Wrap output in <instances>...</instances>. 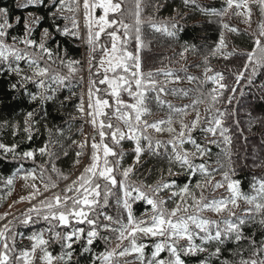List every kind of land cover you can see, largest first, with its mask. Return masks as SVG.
I'll use <instances>...</instances> for the list:
<instances>
[{
    "label": "trees",
    "instance_id": "1",
    "mask_svg": "<svg viewBox=\"0 0 264 264\" xmlns=\"http://www.w3.org/2000/svg\"><path fill=\"white\" fill-rule=\"evenodd\" d=\"M56 4H58V0H55V4L54 0H41L40 3L34 4H26L25 0H0V8L7 10L6 16L0 15V22L7 19L10 25L6 28V36L2 39L7 44H14L15 47L23 44L20 41L25 38V25L27 23L31 29L28 38L39 43L44 30L47 29L50 36L46 40V47L52 50L53 56L51 60L44 56L40 61L41 66L50 68L49 75L59 73L62 76H68V80L63 85L51 84L55 92L46 94L51 95L52 99L32 101L31 95L40 91L34 83L25 82L21 87L18 83L20 78L15 73L0 71V143L8 147H14V151L8 152L0 149V217L6 218L5 211L11 201L14 203L19 202L15 198L18 197L16 193L19 190L17 187L19 183H24L20 187L24 189L23 195L21 194L19 197L25 198V204L30 205L29 208L33 206L40 207L39 202L52 197L54 193L63 195L65 187L71 185L77 179L91 160L86 145L83 149V155L78 158L80 162L75 163L77 160L76 153L81 151L79 144L85 141L86 129L85 114L82 115L78 110L81 97H83L82 41L80 37L65 35L62 32L65 25L69 28L73 15L78 18L79 12L78 10L73 12L65 10L61 14L56 11ZM135 4L136 0H123V15L114 13L109 19H122L125 23L135 27ZM248 4L250 8L258 5L254 0H248ZM226 7V0H195V3H190L187 6L184 5L183 0H141V24L139 25L143 41L140 52L141 71L145 75L151 72L153 79L159 81L158 86L165 87L168 90L167 94H160V99L166 103L157 105L155 101H152L149 107L152 108L153 114L145 118L149 123L166 120L169 116L168 104L176 108H183L192 105L195 100L200 98V94L204 93L205 102L197 105L201 115V125L193 132V137L210 151L203 158H198V154L197 158H190L193 159L194 164L204 163L209 172L212 173V177L224 178V173H228L229 181L239 182L238 190L241 194L253 196L257 194L256 189L259 188L260 183L264 182V148L260 149L263 146L258 147L260 153L255 160L249 157L246 158L247 153L245 151L247 144H255L256 140L264 145V123H262L264 121V66L256 67L253 75L252 66L249 65L248 70L244 71V65L247 62V54L253 49L254 39L260 31L259 25L264 23V15L255 10L251 14L249 23L244 8L238 10L235 6L228 9L223 16L213 14L223 12ZM237 11L242 14L236 15ZM65 17L68 19H65ZM33 21L35 25L32 28L29 24ZM153 23L167 24L169 30L174 32L175 35L168 36L165 33L156 32L151 27ZM172 23L177 24L175 29L171 28ZM224 24L237 29V31H229L223 27ZM111 31H113V28H107L101 34L100 41L96 42L97 50L90 53L91 56L96 57L92 61L93 65H96L101 58L100 45L110 46V37L107 33ZM120 34L122 35V33ZM221 35H223L226 47H222L220 52L212 55V50L219 43ZM13 37L16 40H13ZM261 39L264 41V37ZM132 45H135L134 39L129 41L127 47H130L131 50L133 49ZM192 46H194V50H192ZM83 47L85 53L88 54L90 46L87 39L83 42ZM185 47H188L189 51L185 52ZM33 49L38 53L34 52ZM32 51L29 55H39L37 48L32 47ZM182 52L184 53L183 57L180 55ZM226 55L228 56L227 59L224 58ZM205 57H207L206 65ZM69 61H79L77 64H72V68L75 69L74 72L69 71ZM4 67L3 64H0V69ZM19 67L24 75L32 76L26 61H20ZM205 67L212 69L211 72L207 73V76L222 73L225 77L223 83L236 86V99L231 105L223 102L224 97L230 94L225 91L224 97H221L222 102L212 107L206 94L217 85L207 80ZM93 72H95V68H93ZM165 72H172L174 76L178 75L180 80L174 81L172 77H166ZM240 72L244 73V78L240 80L239 84H235L236 76ZM189 76L196 79L189 82L187 79ZM248 77L252 79L251 84L247 82ZM92 78L97 81L100 79L98 76ZM13 84H17L15 89L12 87ZM97 86L102 90L107 88L104 85L98 84ZM173 89L184 90L187 95H184L183 92L172 93L171 90ZM240 93H243V95H240ZM97 95L108 99L110 104L113 103V98L108 96L105 91H101ZM150 95L155 94L150 93ZM121 98L129 101L126 92H121ZM215 109L225 113L223 126L229 128L226 135L231 137L230 143H224L219 132L212 136L209 133L200 131V127L207 126L203 122L204 118L214 115ZM30 111H33L35 115L28 125L30 132H25V119ZM106 111L111 113L113 108L106 109ZM249 113H251V116H249ZM156 115L160 116V119ZM99 119L106 118L100 117ZM183 119L185 124L191 125V122L195 119V112L188 108V114ZM112 123L119 125L122 130L127 132L124 124L116 120L115 117H113ZM173 127H175L176 132L180 131L178 121L174 123ZM105 131L109 130L105 129ZM146 134L151 137L153 147H155V141L157 140L161 141L162 146L153 152L148 149L147 141L141 139V145L145 150L141 154L138 163L134 159L135 152L133 149L135 145L133 141L125 138L119 146L112 145L118 153L123 152L120 169L114 172L117 179L122 178L123 168L132 166L133 171L130 173L128 181L135 183L137 186L144 184L155 187L158 182H170L174 187L164 190L169 194L171 191H178L180 187L186 184L190 186L191 192H197L198 188H195L197 180L203 181L205 179L199 173L195 176H189L186 172L179 175L168 174L170 166L173 172L180 171L179 165H170L168 159L172 151V146L168 144V141L172 139L175 133L170 134L167 131L157 133L150 129ZM29 135L31 139L28 138ZM205 136H207V139H205ZM212 140L217 141V143H210ZM73 141L77 143H73ZM105 142L111 144L110 138H106ZM45 147H47V151L42 154L40 149ZM183 147L189 151L193 150L191 143H185ZM258 149L255 148L256 152ZM29 151L34 154L33 158L22 159L21 154ZM86 158H88L87 163ZM108 159L113 162L116 157H108ZM82 165L83 169L80 170ZM53 166L56 171H52ZM41 171L44 172L45 182H49L48 178L51 177L50 182L55 183L57 187L49 188L46 191L39 178L36 180L31 177L27 180L23 178L31 172L39 177ZM63 176H67L68 179H63ZM9 177L13 178L12 185H6V180ZM100 183L103 184L104 181L101 180ZM33 184L39 189V193L29 203L30 193L33 192ZM143 190L149 191L147 187ZM112 192L113 195L109 197L108 204L97 206L96 211L123 218L126 223L127 212L122 206L117 205V199H123V193L119 189V185L113 188ZM72 194L68 193L69 196ZM160 198L162 197H157V199ZM184 198L189 200L190 197ZM165 199L168 201L166 207H174L173 201L180 200V197L165 195ZM249 207L251 206L249 205ZM132 212L137 219H143L152 213L150 206L144 201L134 202ZM25 213H28V210L11 219H0V230H4L5 225H8L10 229L9 232H6L7 242L12 247L14 238L16 254H19L22 250L31 249L33 241L28 239L29 236L43 233L44 239L49 241L46 246L47 250L53 257H60L65 252L72 251L73 255L67 264H93V261H95V264H100L101 260L95 259V257L104 253L106 246L107 250H113L114 242L118 241L116 233L100 230L98 238L90 246V252L83 250L81 246L85 243L83 239L74 243L72 249H66L62 246V242L52 239L53 233L49 231L57 223L56 221H52L50 224L48 221L37 218L35 214H32L34 222L23 224L20 221L24 219L23 214ZM261 218H264V213L259 215L253 213L252 216L245 217L248 222L241 227L243 236L246 238L239 243L234 239L225 240L222 244L212 241L203 244L207 251L198 252L195 255H183V252H181V258L185 264H240L241 256L246 260L257 258L252 256L253 249L250 246V239L255 241V246L259 249L261 242L264 241V225L259 223ZM99 223L105 224L109 221L100 216ZM112 226L118 227L115 224ZM72 227H83L85 236L89 228L86 222L84 224L73 223ZM53 230L60 231L63 234L70 231L71 227L53 228ZM212 232L214 234L215 231ZM104 236H109L112 239L105 242L100 238ZM0 243H3V241H0ZM151 243V245L144 247V264L152 259L154 242ZM195 244L201 245L202 241L200 239L195 240ZM217 247L221 249L218 257L212 255ZM40 255L41 253L37 249L33 264H41ZM130 258L129 263L120 260L119 264H141L139 255L130 256L128 260ZM258 258H264V252H261ZM157 259L166 260V255L161 253ZM53 264H65V261L56 259Z\"/></svg>",
    "mask_w": 264,
    "mask_h": 264
},
{
    "label": "snow or ice",
    "instance_id": "2",
    "mask_svg": "<svg viewBox=\"0 0 264 264\" xmlns=\"http://www.w3.org/2000/svg\"><path fill=\"white\" fill-rule=\"evenodd\" d=\"M122 2L123 0H93L90 4L89 0H83V8L85 9L86 26L88 27V44L90 46V51L95 52L96 42L100 41L101 34L105 32L106 28H113V31L108 32L107 35L110 37V47L106 44H101V58L97 61L96 65H93L92 61L96 59L94 56H89V83L90 87L88 90V112L87 116L90 120L86 121L91 123L94 128V135L92 137V153H91V163L85 166L81 174L77 177L71 185H68L63 190V195L60 193H54L52 197L45 198L41 200L40 207L33 206L28 209V213L23 214L24 219L20 222L23 224H28L33 221V215L37 218H42L48 221L50 224L52 221L57 223L53 228H69L70 231L64 232L54 231L50 228L49 231L53 233L52 239L55 241L62 242V246L66 249H72L73 244L80 242L82 239L85 241L82 244V248L85 252H90V246L93 244L94 240L98 238L100 230L111 231L116 233V239L123 242V240H129L131 245L130 248H124L119 251L118 255L123 257L132 253H138L141 260V264H144L143 250L145 245L137 243L138 234L143 236H160L166 239L160 243H156L154 246V251L152 253V259L147 261V264H185L184 260L181 258V252L183 255H195L198 252L202 253L207 251L203 244H207L212 241L223 243L225 240H235L239 243L242 239L246 237L243 236L242 227L248 221L245 219L247 216H252L253 213L259 215L264 213V182H261L259 188L256 189V195L245 196L241 194L238 190V181H229L227 183V190L231 193V196L224 197L221 199H213L208 202H203L204 197L201 194L199 198L191 192L189 185H184L180 187L178 191H174L172 196L180 197L179 201H173L174 207H165L167 201L163 198L157 199L159 194L166 189H171L174 185L170 182L157 183L155 187L152 185L141 184L137 186L135 183L129 182L128 178L130 173L133 171V167L129 166L122 169V178L117 179L114 172L120 169V161L123 159V152H117L112 145L119 146L120 142L127 138L134 142V152H135V162H139L141 154L144 152V147L141 145V139L147 141V147L150 151H155L162 146L161 141H155V147H153V141L150 136L146 133L149 129L154 130L157 133H162L167 131L168 133L175 135L168 141L171 144L172 151L169 154V164H178L179 172H173L172 167L168 169L169 175H179L186 172L189 176H195L197 173L204 177L203 181L197 180L195 188H201L203 183H211L212 173L209 172L208 168L204 163L194 164L192 158H203L210 151L206 146L198 143L193 137V132L201 125V115L197 109V105L204 103L205 96L204 93L200 94V98L195 100L192 105L176 108L171 104H168L169 116L166 120H160L156 122L149 123L145 118L151 114L152 108L149 105L152 101H155L157 105H163L164 101L160 99V94H167L168 90L165 87H159V81L153 79V74L148 72L146 75L141 71V57L140 52L143 47V41L140 35L141 24V0H136V11H135V27L124 22L122 19H107L108 14L120 13L122 12ZM260 6L261 15H264V0H254ZM185 6L190 3H195V0H183ZM227 7L223 12L213 13L215 15L223 16L226 14L228 9L233 6L236 9L244 8L246 18L250 23L251 20V8L249 7L248 0H226ZM55 4V0H54ZM75 6V7H74ZM80 6V0H72V3H68L67 0H58L56 4V11L61 14L66 10L73 12L78 10ZM101 8L103 9L104 15L99 17L95 21L87 20L89 16L90 8ZM158 7V5H157ZM236 15H241L242 13L237 11ZM0 15L6 16L7 10L0 8ZM65 19H68L65 17ZM72 29H77V31H72L65 25L62 30L65 35H72L79 38V25L75 19L72 17ZM93 23L98 28L97 31H92ZM10 27L7 19L0 22V64L5 67L0 69V71H8L9 73H15L20 79L18 83L23 87L25 82H32L36 85L40 91L36 94L31 95L32 101H48L52 99L51 95L46 93L55 92V89L51 87V84L63 85L68 76H62L59 73H54L49 75L50 68L48 66H41L40 61L47 56L49 60L52 59V50L46 47V40L49 38L50 34L47 29L44 30L40 42L37 43L35 40L28 38L30 36L31 29L28 27L27 23L25 25V38L20 41L25 44L26 47H35L39 50V55H29L27 52H22L17 49L15 45L7 44L2 38L6 36V28ZM151 27L156 32H162L168 36H174L175 33L169 30V26L165 23L155 24L153 23ZM177 27L176 23L171 24V28L175 29ZM224 28H227L231 32H236L237 29L231 28L229 25L224 24ZM260 31L254 39V46L251 52L247 54V62L244 65V71H247L249 65L252 66V74H255L256 67L264 66V23L259 25ZM122 33V35L120 34ZM131 39L135 40L134 50H128V43ZM13 40H16L13 37ZM222 47H226L223 35H221L220 41L212 50V55L221 51ZM194 50V46H192ZM189 51L188 47H185V52ZM259 53V55H257ZM181 57L184 56L182 52ZM231 55V54H229ZM11 58V60H10ZM225 59L228 58L226 55ZM26 61L29 70L32 72V76L24 75L22 69L19 67L20 61ZM63 63V61H61ZM79 61H69L68 68L70 72H74L75 69L72 68V64H77ZM207 64V57H205V65ZM107 65V67H105ZM95 68V72H93ZM103 69L104 75L98 81L93 79V76H99L100 70ZM207 80L211 81L217 87H213L206 95L208 101L215 107L217 103L222 102L221 97H224V92L228 91L230 94L224 97V101L228 105H231L236 99L237 88L235 85L229 86L223 83L225 77L222 73H216L212 76H207L208 72H211L210 67H205L204 69ZM108 73L112 75L109 76ZM166 77H172L174 81H179L180 77L172 72H165ZM37 78V79H34ZM244 78V73L240 72L236 76L235 84H239L240 80ZM188 81L196 79L195 77H187ZM247 82L252 83L251 77H248ZM107 85L106 89H100L97 85ZM13 89L17 87V84L12 85ZM101 91H105L108 96L113 98V103L110 104L109 100L106 98H101L96 95ZM126 92L129 97V101H125L121 98V92ZM172 93L183 92L187 95L184 90H171ZM154 93L155 95H150ZM243 95V93H240ZM113 108L110 113L106 109ZM188 108H191L195 112V119L191 122V125L184 123V116L188 114ZM78 110L83 115L85 114V109L83 106V97H81V103L78 106ZM35 113L30 111L26 115L25 119V132H30L29 122L34 117ZM251 116V113H249ZM104 117L106 119H99ZM115 117L116 120L122 122L127 128V132L122 130L119 125H114L112 119ZM225 113L221 112L219 109H215L214 115H209L204 118V123L206 127H200V131L203 133H209L215 136L217 132L223 137L224 143H230L231 137L226 135L229 128L224 127ZM179 122L180 131L176 132L174 123ZM264 123V121H262ZM98 126V127H97ZM108 129L109 131H105ZM99 137V142H96V137ZM31 139V136L28 137ZM106 138H110L111 144L105 142ZM207 139V136H205ZM73 143H77L73 141ZM185 143H191L193 145V150L189 151L183 146ZM210 143H217V141L212 140ZM87 145V140L79 144L81 151L76 153L77 160L75 163H79V157L83 155V149ZM0 149H4L6 152L14 151V147H8L0 143ZM41 153H46L47 147L40 149ZM102 152V155H101ZM67 155V153H65ZM34 154L32 152H23L21 158H33ZM108 157H116V160L110 162ZM102 162V163H101ZM52 171H56L53 166ZM31 177L33 180L39 178L41 183L44 184L45 190L49 188H55L57 185L51 183V177L48 178L49 182H45L44 172L41 171L39 177L36 176L34 172L28 173L23 178L27 180ZM63 179H68L67 176H63ZM103 180L104 183L101 184L100 181ZM224 180L228 181V173H224ZM13 178L9 177L6 180V185H12ZM119 185V189L123 193V199H117V205L122 206V208L127 212L126 223L123 218L113 217L107 215L103 212H97V206H106L108 204L109 197L113 195L112 189ZM147 187L149 191H144L143 189ZM214 188L224 187V183L217 182ZM33 192L30 193L31 203L32 199L36 198L39 193V189L35 184L32 185ZM68 193H73L71 196ZM135 193V195H133ZM185 194H191L192 203L188 204L187 200L184 198ZM102 197V199H101ZM25 198L21 197V201ZM244 199L247 204L251 207L245 210L241 216L236 217L235 220H221L210 221L202 218L199 214L179 216L178 212L181 211V205L183 204V211L187 212L190 207L196 208L197 213L203 212L205 210L213 211L215 213H221L229 209V205L238 206L237 200ZM136 201H144L150 206V211L152 215L150 217V223L144 219H137L134 217L132 212V204ZM147 211V210H146ZM230 215H235L231 213ZM100 216L104 217V220L109 221V223L101 224L99 223ZM176 217V219H173ZM5 217H0L4 219ZM87 223L89 226L86 236L85 229L83 227H72L75 224ZM259 223L264 225V218H261ZM118 225V227H113L112 225ZM221 224L225 227L221 228ZM210 225H215V232L210 230ZM190 226H194L199 232L191 230ZM10 229L8 225L4 226V230H0V264H33L35 253L39 249L41 255L39 260L41 264H53V261L59 259L65 261L67 264L71 260L73 255L72 251L65 252L64 255L60 257H53L52 254L47 250L48 240L44 239L43 233L34 234L29 236L28 239L33 241L30 250H22L19 254H16L14 238L12 247L9 246L8 237L6 232ZM199 233H204L200 236ZM199 237L202 241L201 245L195 244L194 237ZM105 242L110 241L112 238L109 236L100 237ZM184 239L188 241L187 246L182 249H178L173 240ZM250 239V238H247ZM250 246L252 247V256L257 258L244 259L241 256L240 264H264V258L260 257L261 252H264V241L261 242L260 248L257 249L255 246V241H251ZM167 249L169 253V259H157L161 252ZM221 249L217 247L212 255L219 256ZM11 253V255H10ZM117 255L115 250H106L104 253L96 256L95 259L101 260V264H112V258ZM95 264V261H93Z\"/></svg>",
    "mask_w": 264,
    "mask_h": 264
},
{
    "label": "rangeland",
    "instance_id": "3",
    "mask_svg": "<svg viewBox=\"0 0 264 264\" xmlns=\"http://www.w3.org/2000/svg\"><path fill=\"white\" fill-rule=\"evenodd\" d=\"M51 1H53V0H51ZM25 2H26V4H34V3H40L41 0H25ZM67 2L68 3H72V0H67ZM92 2H93V0H89L90 4ZM255 10L260 11V6L259 5H255V6L251 7V14H253ZM88 11H89V16L87 17V20L95 21L99 17L104 15L103 9H101L99 7L94 8V9L90 8ZM78 12H79V16H78V18H75V19H76V21H77V23L79 25V29H78L79 37L82 38L83 41H85V39L88 40V27L86 26V17H85V9L83 8V0H80V6L78 8ZM111 15H114V13L110 12L108 14L107 19H109V17ZM73 17H75V16L73 15ZM31 20H33V19L31 18ZM29 25L33 28L34 25H35V22L33 21ZM69 29H71L72 31H76L77 30V29H72V21L69 24ZM97 30H98V28L93 23L92 31L95 32ZM16 48L21 50L22 52H27L28 54L33 52V51L36 52L34 49L32 51V47H26L25 44H21V45H19ZM132 48L133 49H131V50H134L135 45H132ZM128 50H130V47L128 48ZM36 53H38V51ZM90 53H91L90 50H89L88 54L85 53V51H84V56L82 58V71H83V99H84L85 124H86L85 140H87V150H88V153L91 156V153H92L91 144H92V137L94 135V128H93V125L91 123L86 122V121L90 120V117L87 116V112L89 111L88 110V102H89L88 90H89V87H90V83H89L90 74H89V71H88V69H89L88 59H89V56L91 55ZM105 67H107V65H105ZM103 75H104V72H103V69H101L100 70V75L98 77L102 78ZM108 75L111 76L112 74L108 73ZM104 87H107V85H104ZM96 95H97V93H96ZM157 118L160 119V116H157ZM98 120H99V118H98ZM96 142H99V137L98 136L96 137ZM249 144H247V146H246V151H245L247 153L246 154V156H247L246 158L249 157L250 159L255 160L256 158L259 157L258 154L260 153V149L264 148V145L260 144V142L257 141V140H256L255 144H250V145ZM260 146H263V147H260ZM258 147H260V149H258ZM255 148L258 149L257 152H256ZM101 155H102V152H101ZM87 161H88V158H86V163H87ZM89 163H91V160L88 162V164ZM82 167H83V165L81 166L80 170L83 169ZM217 182L224 183V187L214 188L213 186ZM228 182H229V180L225 181L224 178H219L218 179L217 177H213L211 179V183L210 184L204 183L201 188H198L197 192H192V193H194L197 198H199L201 196V194H202L203 197H204V201L203 202H205V203L210 201V200H213V199L218 200V199H221V198H224V197H229V196H231V193L227 190V183ZM23 185H24V183H19L17 185V187L19 188L18 192L16 193L18 197H15V198L19 202H15L14 203V202L11 201L8 204L7 210L5 211V215L7 214L5 219H11V218L15 217L16 215L22 214V213H24L25 211H27L29 209L30 205L28 206L27 204H25L24 200L21 201V197H19L21 194L23 195L24 189L20 188ZM172 193H173L172 191H171L170 194L168 192H166V191H163V192H161L159 194L158 197H162L164 200H166L165 199V195L170 197V195H172ZM172 197H174V196H172ZM184 197H190L189 200L188 199H186V200H187L188 204L192 203L191 194H185ZM237 205L238 206L229 205V209L225 210V211H223L221 213H215L213 211H208V210H205L203 212L197 213V209L193 208V207H190L187 212H184L183 211L184 205L182 204L181 205V211L178 212L177 217L199 214V216H201L202 218L210 220V221L219 222L221 220H228V219L235 220L236 217L241 216L242 213L245 212V210L247 209L246 207H249V205H247L245 203L244 199H238L237 200ZM165 207H166V205H165ZM168 208H171V207L169 206ZM230 212L231 213H235V215L234 216L230 215ZM151 215H152V213L149 214L148 216H146L143 219L146 220L148 223H150L151 222L150 221ZM173 219H176V217H174ZM220 226H221V228L225 227V225H223V224H221ZM190 227H191V230H193L195 232H199V230L195 229L194 226H190ZM209 227H210L211 231H215V225H210ZM199 235L203 236L204 233H199ZM136 239H137V243L138 244L142 243L145 246L151 245L152 244L151 242L153 241L154 242L153 243V247H154L156 243H160V242L164 241L166 238L165 237H160V236H156V237L143 236V235L138 234ZM198 239H199L198 236L194 237V241L193 242L195 243V240H198ZM172 243H174L175 246L178 249H182L183 247L187 246L188 241L184 240V239H180L178 241L177 240H173ZM126 247L127 248L131 247V245L129 243V240H127V239L123 240V242H121L120 240L114 242L113 250H115L117 252V255H115L112 258V264H119L120 260L129 263L131 261V258H130V260H128V257H130V256L134 257V256L139 255L138 253H132V254H129V255H126V256H123V257L119 256L118 255L119 251H122ZM153 251H154V249H153ZM161 253H164L166 255V260L169 259V253H168L167 249H165V251H163ZM100 264H101V262H100Z\"/></svg>",
    "mask_w": 264,
    "mask_h": 264
}]
</instances>
